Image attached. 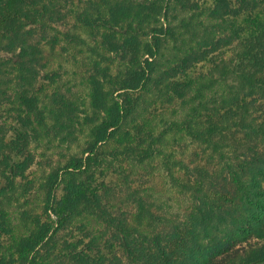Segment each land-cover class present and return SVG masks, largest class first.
<instances>
[{
	"label": "trees",
	"instance_id": "16d2710c",
	"mask_svg": "<svg viewBox=\"0 0 264 264\" xmlns=\"http://www.w3.org/2000/svg\"><path fill=\"white\" fill-rule=\"evenodd\" d=\"M43 1L0 0V119L6 118L1 115L3 110L15 112L14 120L20 118L22 107L36 117L48 136L67 143L82 125L78 106L57 93L50 105L42 107L33 92L34 80L47 66L43 49L33 39V30L51 13ZM235 1L239 13L253 15L258 7L264 11V0ZM166 4V0H120L106 11L96 8V15L80 17L85 27L97 31L96 41L87 46L90 109L97 119L86 116V120L98 126L91 129L84 156L54 172V183L46 185L51 197L64 175L77 172L81 176L103 164L99 147L104 143L122 138L119 154L138 165L161 152L156 146L166 142L165 134H145L148 139L138 126L136 136L121 133L144 111H140L144 109L141 97L159 67L157 60L165 43L173 41L176 50H181L177 47L181 43L188 54L210 46L225 28L232 29L230 21L223 19L213 28L206 27L202 37L196 29L193 33L187 30V39L174 28L152 26V21L162 18L168 22ZM147 29L149 39L143 42L139 35ZM70 36L77 45L87 44L78 34ZM235 56L236 64H214L210 73L199 78L185 118L166 130L199 147L205 160V165L190 167L182 161L172 162L169 154L162 163L169 189L191 203L188 214L174 219L157 216L153 205L134 193L138 207L134 219L139 227H129L110 212L105 194L99 197L89 192L92 180L67 187L64 214H87L104 222L120 237L131 264H264V118L258 122L252 115L254 98L264 99V32L241 39ZM239 132L246 133L248 140L241 144L240 154L232 143ZM13 134L11 143L0 138V159L6 151L15 156L27 151V135L16 129ZM145 138L150 142L143 148ZM254 140L258 145L251 144ZM10 172L15 174L14 167ZM22 218L25 224L27 215ZM158 224L162 229L152 235L141 230L145 225L157 229ZM47 237L44 231L29 229L15 239L20 263L48 264L39 259ZM78 254L86 264H102V259Z\"/></svg>",
	"mask_w": 264,
	"mask_h": 264
},
{
	"label": "rangeland",
	"instance_id": "374dc122",
	"mask_svg": "<svg viewBox=\"0 0 264 264\" xmlns=\"http://www.w3.org/2000/svg\"><path fill=\"white\" fill-rule=\"evenodd\" d=\"M44 1L51 13L45 16L43 25L33 30V39L43 49L47 66L34 80L33 92L42 107L50 105L57 93L75 102L82 125L76 130V137L65 143L48 136L36 117L22 107V114L16 120L13 118L16 117L15 112L2 111L1 115L6 118L0 119V138L11 143L14 130H20L27 135L29 147L24 155L15 156L6 151L0 159V264H21L14 241L25 236L29 229L48 233L47 243L39 257L43 263L86 264L78 254L85 253L94 260L102 259V264H131L120 237L104 222L87 214H64L62 203L67 187L71 183L87 184L92 180L89 192L99 197L105 194L104 201L110 212L129 227H139L134 219L138 211L132 196L134 193L152 204V211L157 216L174 219L177 215L188 214L191 203L169 189L162 163L169 154L172 162L182 161L190 167L197 163L205 165V160L199 147L190 145L183 135L178 137L166 130L171 123L185 118L190 107L188 100L193 96L192 89L199 78L210 73L214 64H236L235 49L240 40L264 32V11L258 7L253 15L239 13L235 0H166L168 22L162 18L152 21V26L174 28L177 34L184 33L187 39L190 35L187 30L193 33L196 29L202 37L206 27L213 28L223 19L230 21L232 29L225 28L210 46L195 48L188 54L181 43L177 44L181 50L175 49L173 41L165 43L157 60L159 67L141 97L144 109L140 111H144L121 133L123 136H136L138 126L142 128L143 137L148 138L149 133L155 136L165 134L166 142L156 146L164 154L158 153L145 165H138L119 154L122 138L109 141L99 147L101 166L81 176H77V172L64 175L51 197L46 185L54 183V172L84 156L87 143L91 141V129L98 126L86 120V116L97 119L90 109L91 76L87 60V46L94 44L97 31L85 27L80 17L96 15V8L106 11L109 5L120 0ZM77 34L86 41V45L72 41L70 35ZM139 38L146 42L149 29ZM10 97L14 100V93ZM254 99L252 115L259 122L264 118V99ZM148 139L145 138L147 142L143 148L149 144ZM247 142L246 133H236L232 140L234 150L240 154L241 144ZM251 144L258 145V141ZM12 167L15 174H10ZM50 200L54 202L53 208L49 206ZM22 214L27 215L25 224ZM157 226L156 229L145 225L141 230L152 235L163 227ZM251 242L260 243L257 239Z\"/></svg>",
	"mask_w": 264,
	"mask_h": 264
}]
</instances>
